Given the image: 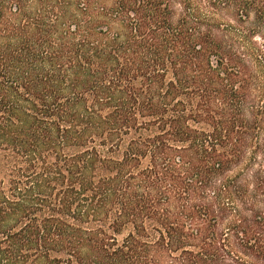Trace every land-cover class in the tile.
<instances>
[{
  "label": "trees",
  "instance_id": "trees-1",
  "mask_svg": "<svg viewBox=\"0 0 264 264\" xmlns=\"http://www.w3.org/2000/svg\"><path fill=\"white\" fill-rule=\"evenodd\" d=\"M0 264H264V0H0Z\"/></svg>",
  "mask_w": 264,
  "mask_h": 264
}]
</instances>
